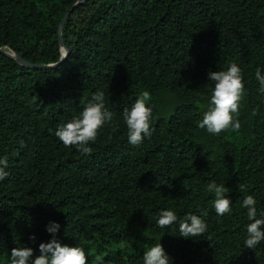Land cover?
Returning a JSON list of instances; mask_svg holds the SVG:
<instances>
[{
  "label": "trees",
  "instance_id": "16d2710c",
  "mask_svg": "<svg viewBox=\"0 0 264 264\" xmlns=\"http://www.w3.org/2000/svg\"><path fill=\"white\" fill-rule=\"evenodd\" d=\"M0 0V264L27 246L38 256L50 222L62 245L84 248L87 264H144L161 243L172 264H264V241L245 246L251 223L243 199L264 217V0ZM59 39L67 51L61 62ZM237 64L245 94L239 131L200 129L215 82ZM102 91L112 119L90 154L66 147L57 128ZM150 93L151 135L129 143L123 118ZM232 204L214 208L210 182ZM244 185V191L239 186ZM164 210L178 220L161 228ZM196 215L207 231L182 237ZM35 236V240L30 237Z\"/></svg>",
  "mask_w": 264,
  "mask_h": 264
},
{
  "label": "clouds",
  "instance_id": "9594fccd",
  "mask_svg": "<svg viewBox=\"0 0 264 264\" xmlns=\"http://www.w3.org/2000/svg\"><path fill=\"white\" fill-rule=\"evenodd\" d=\"M256 79L259 81V91L264 93V75L261 69L256 70ZM208 78L215 82L214 91L207 111L198 122L200 129H206L208 133L219 135L221 132L231 128L239 131L241 124L239 116L240 102L245 94V86L240 67L233 63L227 71H216L208 73ZM151 99L148 91H143L135 101L131 109H125L123 118L128 129V140L130 144H140L144 137L151 135L152 110L146 106V101ZM112 113L106 110L105 97L102 91L93 94L86 107L78 117H74L66 124L59 126L55 132L56 137L64 146H76L84 154H90L92 149L88 147L90 142L97 138L98 131L106 122L111 121ZM7 157L0 158V181L7 178L9 173ZM244 191V185L239 186ZM207 191L214 193V208L218 215L223 216L231 211L232 202L225 198L230 189L224 184L212 181L207 186ZM257 201L253 195H247L243 199V207L247 209L248 219L247 238L245 246L248 249L256 248L264 241V217L257 218ZM178 217L172 210H164L160 213L157 224L164 228L176 223ZM60 225L50 222L47 231L52 239L46 243L39 244V255L33 259L34 250L31 247L21 246L11 250L9 264H87V255L84 248L62 245L57 239ZM179 231L182 237H196L207 231V224L196 215H190L179 222ZM35 240V236L30 237ZM144 264H172V260L165 252L161 243L151 247L144 253Z\"/></svg>",
  "mask_w": 264,
  "mask_h": 264
},
{
  "label": "water",
  "instance_id": "95a60500",
  "mask_svg": "<svg viewBox=\"0 0 264 264\" xmlns=\"http://www.w3.org/2000/svg\"><path fill=\"white\" fill-rule=\"evenodd\" d=\"M89 0H80L78 1L77 3H75L68 11L67 13L64 15L60 25H59V33L63 27V25L65 24V22L67 21L68 17L71 15V13L74 11V9H76L77 7H79L80 5H82L83 3H86L88 2ZM59 44H60V48H61V60L59 63H61L65 57H66V54H67V51L65 50L64 46H63V42L61 39H59ZM0 53H3L5 54L6 56H8L9 58L13 59V60H16L20 63H22L26 68L28 69H47V68H52V67H55L56 65H49V66H33V65H28V64H25L22 60H20L19 58H16L13 54L11 53H6V52H3L2 50H0Z\"/></svg>",
  "mask_w": 264,
  "mask_h": 264
}]
</instances>
